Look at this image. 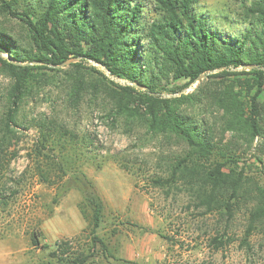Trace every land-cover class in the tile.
<instances>
[{
    "label": "trees",
    "instance_id": "obj_1",
    "mask_svg": "<svg viewBox=\"0 0 264 264\" xmlns=\"http://www.w3.org/2000/svg\"><path fill=\"white\" fill-rule=\"evenodd\" d=\"M200 1L1 0L5 11L22 21L29 33L28 44L23 46L0 30V70L11 80L7 109L0 119L1 143L16 136L23 123L25 102L47 76L43 70L63 71L69 76L70 85L66 84L65 90L73 108L87 94L94 101L104 97L110 101L107 113L113 122L125 116L141 122L151 133L182 139L188 151L170 166L169 176L156 179L159 186L172 188L180 183L207 212L229 215L236 211L233 200L248 197L254 203L249 209L247 235L264 226V188L250 190L252 178L239 156L217 145L202 118L182 109L184 103L197 106L202 97H164L166 90L179 92L201 74L220 70L208 77H225L227 81L207 98L225 111L224 131L242 134L250 145L257 137H264V0L246 6L254 17L252 26L241 36L230 38L212 28L210 16L197 12ZM72 58L80 60L72 63L74 71L57 68ZM84 62H96L131 84L116 82L102 71H98L100 76L93 75L96 67H86ZM243 66L254 67L235 70ZM231 75L235 77L229 78ZM180 79L186 80L184 85L167 89ZM33 122L41 135L38 153L46 165L42 176L52 183L63 182L59 196L72 186L83 192L84 204L91 211L93 241L91 248L75 253L57 244L53 252L57 260L38 264H87L99 250L109 251L98 234L106 211L104 198L85 172L74 170L68 177L67 168L77 169L73 168V158L52 154L57 145L63 151L77 141V133L47 114ZM87 140L92 143L90 136ZM216 150L223 160L213 158Z\"/></svg>",
    "mask_w": 264,
    "mask_h": 264
},
{
    "label": "rangeland",
    "instance_id": "obj_2",
    "mask_svg": "<svg viewBox=\"0 0 264 264\" xmlns=\"http://www.w3.org/2000/svg\"><path fill=\"white\" fill-rule=\"evenodd\" d=\"M255 1L201 0L196 10L210 16L212 28L221 36L239 37L252 26L254 17L246 6ZM0 30L23 46L28 44L26 26L5 11L1 0ZM79 61L72 58L57 68L71 73L75 70L72 63ZM84 66L96 67L97 72L91 71L93 75L100 76L98 71H102L109 76L95 62H84ZM43 71L47 76L25 102L23 123L16 129V136L6 144L0 140V264L56 261L53 252L57 244L69 253L93 246L91 211L84 204L83 192L72 186L59 196L63 182L52 183L42 176L41 169L46 165L38 153L41 135L33 119L44 114L77 133V141L70 142L63 151L57 145L52 154L73 158V168L77 169L67 168L68 177L74 170L85 172L106 204L98 234L109 251L99 250L87 264H264V226L247 235L252 199L233 200L236 211L231 215L207 212L180 183L172 188L159 186L156 179L169 176L170 166L188 151L182 139L151 133L141 122L125 116L113 122L107 113L110 101L104 97L94 101L87 94L73 108L65 90V85H70L69 76L63 71ZM219 71L206 74L179 92L166 90L164 97H202L197 106L184 103L183 111L202 118L217 145L239 156L252 178L248 187L256 191L257 187L264 188V137H257L250 145L242 134L224 131L225 111L207 98L227 81L225 77H208ZM115 81L126 83L123 79ZM185 82L180 79L167 89ZM10 84V78L0 70V119L7 109ZM215 157L224 159L217 150Z\"/></svg>",
    "mask_w": 264,
    "mask_h": 264
},
{
    "label": "water",
    "instance_id": "obj_3",
    "mask_svg": "<svg viewBox=\"0 0 264 264\" xmlns=\"http://www.w3.org/2000/svg\"><path fill=\"white\" fill-rule=\"evenodd\" d=\"M67 63V62H66ZM65 63V64H66ZM96 63V62H95ZM244 67H246L247 69H252L254 66H243V67H239V68H235V69H242V68H244ZM262 69H263V67H262ZM108 72V71H107ZM108 75L110 76V78L111 79H113V80H121V79H119V78H117V77H115V76H113V75H111L109 72H108ZM206 76V74H201L194 82H197V81H199L200 79H202V78H204ZM126 83L125 84H131L130 82H128V81H125ZM137 87H139V86H137Z\"/></svg>",
    "mask_w": 264,
    "mask_h": 264
}]
</instances>
